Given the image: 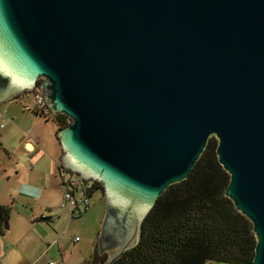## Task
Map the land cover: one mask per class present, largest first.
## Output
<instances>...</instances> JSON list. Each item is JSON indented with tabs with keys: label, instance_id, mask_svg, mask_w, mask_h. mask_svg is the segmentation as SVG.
Returning a JSON list of instances; mask_svg holds the SVG:
<instances>
[{
	"label": "water",
	"instance_id": "water-1",
	"mask_svg": "<svg viewBox=\"0 0 264 264\" xmlns=\"http://www.w3.org/2000/svg\"><path fill=\"white\" fill-rule=\"evenodd\" d=\"M36 87L63 168L103 187L101 264L212 137L264 264V0H0V101Z\"/></svg>",
	"mask_w": 264,
	"mask_h": 264
},
{
	"label": "rangeland",
	"instance_id": "rangeland-1",
	"mask_svg": "<svg viewBox=\"0 0 264 264\" xmlns=\"http://www.w3.org/2000/svg\"><path fill=\"white\" fill-rule=\"evenodd\" d=\"M31 102V95L22 93L0 101V206L8 209V228L0 234V264H83L95 252L106 201L97 191L81 214L60 207V195L45 184L54 175L59 181L58 128L51 117L28 110ZM26 141L35 150H27ZM43 215L51 218L40 219Z\"/></svg>",
	"mask_w": 264,
	"mask_h": 264
},
{
	"label": "trees",
	"instance_id": "trees-1",
	"mask_svg": "<svg viewBox=\"0 0 264 264\" xmlns=\"http://www.w3.org/2000/svg\"><path fill=\"white\" fill-rule=\"evenodd\" d=\"M51 118L58 129L70 122L64 114ZM216 146L212 137L189 176L159 196L143 222L138 243L112 264H251L253 225L225 194L230 175L218 161ZM92 182L89 194L102 193L101 183ZM7 217L8 209L0 206V234Z\"/></svg>",
	"mask_w": 264,
	"mask_h": 264
},
{
	"label": "built area",
	"instance_id": "built-area-1",
	"mask_svg": "<svg viewBox=\"0 0 264 264\" xmlns=\"http://www.w3.org/2000/svg\"><path fill=\"white\" fill-rule=\"evenodd\" d=\"M22 94L32 97V102L26 104V108L44 117L53 115L44 95L39 87ZM69 175L62 173L61 187L63 189V198L60 203L61 208H70L71 214H81L91 205L92 196L89 194L93 189L91 179H85L67 170ZM52 264V263H51Z\"/></svg>",
	"mask_w": 264,
	"mask_h": 264
},
{
	"label": "crops",
	"instance_id": "crops-1",
	"mask_svg": "<svg viewBox=\"0 0 264 264\" xmlns=\"http://www.w3.org/2000/svg\"><path fill=\"white\" fill-rule=\"evenodd\" d=\"M57 139V138H56ZM57 142H58V139H57ZM26 143H30V144H32V146H33V150H35V145H34V143L33 142H31V141H26L25 142V145H26ZM59 143V142H58ZM57 146H59L58 148H59V150H60V154H61V156H62V150H61V148H60V145H57ZM31 151V150H30ZM60 160H61V157H60ZM56 169H58L59 170V181L57 182V180H56V176L54 175V176H51L50 178L51 179H53V177H54V179H53V181L51 180V181H49V182H47V180H48V177H47V180H46V186H49V187H51V191L53 192V193H56L58 196L60 195V199L62 200V198H63V189H62V187H61V177H62V172H61V170H62V168H61V166H60V163L58 164H56ZM57 187V188H56ZM66 208H68V207H66ZM70 211H71V209L70 208H68ZM87 210V209H86ZM40 217H49V218H51V216H46V215H43V216H39V218ZM105 217V216H104ZM103 221H104V219H103ZM8 228V227H7ZM100 232H101V230L99 229V231L96 233V240H95V245H94V249H95V252H94V254H93V256L91 257V259L90 260H88V261H86L85 263H83V264H101V263H103V261H106V259L108 258V252L107 251H103L101 254H99V252H98V239H99V236H100ZM104 256H106V259L105 260H103V257ZM103 260V261H102Z\"/></svg>",
	"mask_w": 264,
	"mask_h": 264
},
{
	"label": "bare ground",
	"instance_id": "bare-ground-1",
	"mask_svg": "<svg viewBox=\"0 0 264 264\" xmlns=\"http://www.w3.org/2000/svg\"><path fill=\"white\" fill-rule=\"evenodd\" d=\"M25 148H26L27 150H33V146H32V144H30V143H26Z\"/></svg>",
	"mask_w": 264,
	"mask_h": 264
},
{
	"label": "flooded vegetation",
	"instance_id": "flooded-vegetation-1",
	"mask_svg": "<svg viewBox=\"0 0 264 264\" xmlns=\"http://www.w3.org/2000/svg\"><path fill=\"white\" fill-rule=\"evenodd\" d=\"M52 116H53V115H52ZM52 116H50V117H52ZM60 166H61V168H62V170H61L62 173L67 172V169H64L63 166H62L61 164H60ZM70 172H71V171H70ZM72 173H73V172H72Z\"/></svg>",
	"mask_w": 264,
	"mask_h": 264
}]
</instances>
